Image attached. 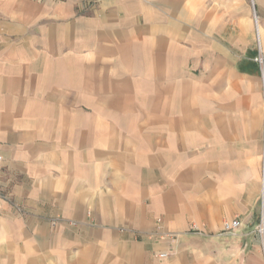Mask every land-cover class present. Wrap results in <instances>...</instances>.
<instances>
[{
	"label": "crops",
	"instance_id": "1",
	"mask_svg": "<svg viewBox=\"0 0 264 264\" xmlns=\"http://www.w3.org/2000/svg\"><path fill=\"white\" fill-rule=\"evenodd\" d=\"M251 15L249 0H0V264H264ZM236 217L249 252L226 262L206 235Z\"/></svg>",
	"mask_w": 264,
	"mask_h": 264
},
{
	"label": "rangeland",
	"instance_id": "2",
	"mask_svg": "<svg viewBox=\"0 0 264 264\" xmlns=\"http://www.w3.org/2000/svg\"><path fill=\"white\" fill-rule=\"evenodd\" d=\"M250 5H251V12H252V22H253V32H254V56L253 59H255V57L261 53L264 56V0H249ZM255 61V60H254ZM256 62V61H255ZM258 67H259V71L261 73L262 76V81L264 82V73H262V69L261 66L258 62H256ZM5 191V190H4ZM7 194L10 195L9 192L5 191ZM10 202H11V198H10ZM18 205L20 207V209L17 208ZM16 209L19 212L23 211V208L21 205L19 204H15ZM261 215V214H260ZM160 220V219H159ZM60 222L59 218H54L52 219V223L54 225H56L57 223ZM71 223H74L73 221H71ZM260 223V219L259 222L254 225L251 226L250 228L253 229V235L259 239L260 242V252H261V257L264 260V245H263V239L261 237V235L258 233V225ZM194 229V228H193ZM170 235V234H169ZM242 232L240 229V235L239 236H221L219 235V232L216 234H211V235H206L207 237H209L210 239H216V238H221V243L219 246H216V249L213 251V253L218 254V257L223 260V261H230L231 259L235 258L237 260V262L240 261V259L245 260L246 255L249 252V246L243 243V246L239 249H234V242L233 239H237L238 237H241ZM163 236V235H162ZM232 241V242H231ZM168 253V256L170 255V251H164ZM159 253H156L155 255L157 257L160 258ZM241 264V263H240Z\"/></svg>",
	"mask_w": 264,
	"mask_h": 264
},
{
	"label": "built area",
	"instance_id": "3",
	"mask_svg": "<svg viewBox=\"0 0 264 264\" xmlns=\"http://www.w3.org/2000/svg\"><path fill=\"white\" fill-rule=\"evenodd\" d=\"M254 60L260 64L262 73H264V56L261 53H259ZM0 198L6 201H10L11 198L10 195L7 194L2 187H0ZM260 203H261V215H260V223L258 225L257 230L263 239V245H264V163H263L262 178H261ZM16 206L18 209H20L18 205ZM242 225L243 222L239 217L233 219H226L223 222L221 231H219V235L232 236V237L239 236ZM159 256L165 258L168 256V253L160 252Z\"/></svg>",
	"mask_w": 264,
	"mask_h": 264
}]
</instances>
